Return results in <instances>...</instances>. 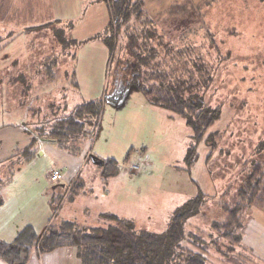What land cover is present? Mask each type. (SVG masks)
Here are the masks:
<instances>
[{
  "label": "rangeland",
  "instance_id": "rangeland-1",
  "mask_svg": "<svg viewBox=\"0 0 264 264\" xmlns=\"http://www.w3.org/2000/svg\"><path fill=\"white\" fill-rule=\"evenodd\" d=\"M134 1L142 3V15L117 31L109 28L105 0H0L1 178L10 179L0 187V223L18 232L30 227L39 238L53 222L97 226L95 215L107 208L110 191L142 170L137 186L128 182L126 205H113L117 217L132 220L136 231L162 234L176 209L201 194L204 203L184 230L203 239L207 264H264L246 237L229 251L212 231L248 176L264 168V0ZM183 2L190 4L184 16L166 13ZM142 29L202 52L216 69L205 102L219 106L221 116L198 143L191 167L185 160L191 128L151 106L132 83L138 56L156 42L150 36L127 50L128 33ZM91 100L101 102L98 121L88 126L94 137L68 149L79 164L65 188L49 182L51 168L65 171L55 156L12 158L37 137L42 126L34 123L68 117ZM91 156L115 160L117 175L105 181ZM244 217L245 229L253 220L264 222V203ZM217 240L221 244L213 246Z\"/></svg>",
  "mask_w": 264,
  "mask_h": 264
},
{
  "label": "trees",
  "instance_id": "trees-1",
  "mask_svg": "<svg viewBox=\"0 0 264 264\" xmlns=\"http://www.w3.org/2000/svg\"><path fill=\"white\" fill-rule=\"evenodd\" d=\"M105 1L111 14L110 29L120 31L118 28L122 25L127 27L132 19L142 15L141 2ZM186 5L190 4H174L166 13L184 16ZM137 10L138 13H135ZM150 36L155 37L156 42L150 48L145 47L149 46L146 44L145 56H138L132 70V83L152 105L179 116L191 128L193 144L189 146L185 159L191 167L195 162L198 143L221 116L219 106L209 107V103L205 102L216 69L208 63L202 52L194 53L189 45L183 48L171 41L167 42L156 31L150 35L148 29L130 31L127 50H132L137 41L140 43ZM142 66L145 68L142 69ZM100 111L101 102L92 101L77 106L68 117L32 123L42 126H37L39 130L34 132L37 136L34 139L56 141L68 151L76 142L84 143L94 137V131L91 133L88 126L98 121ZM33 147L34 143L31 142L12 158L30 161L37 154ZM2 164L0 160V187L10 180L1 178ZM102 167L105 179L116 176L119 171L115 160L104 161ZM255 169L239 189L238 201L223 207L226 218L212 225V231L218 233V238L230 244L227 248L229 251L234 246H241L247 210L256 202L264 203V168L259 165ZM203 199V195L199 194L177 208L170 217L167 231L162 234L136 231L132 220L121 219L113 214H104L97 226L85 228H78L70 221L60 225L53 222L40 238L32 228L26 227L11 243L0 240V259L7 264H27L35 252L45 254L59 248H74L81 264H207V257L200 250L203 248L200 245L203 239L199 235H187L184 230V223L197 215L204 203ZM188 237L195 240H188ZM219 244L221 241L213 242V246L218 247Z\"/></svg>",
  "mask_w": 264,
  "mask_h": 264
},
{
  "label": "crops",
  "instance_id": "crops-1",
  "mask_svg": "<svg viewBox=\"0 0 264 264\" xmlns=\"http://www.w3.org/2000/svg\"><path fill=\"white\" fill-rule=\"evenodd\" d=\"M167 1L169 2V5H170V3L175 1V0H167ZM182 1L183 0H180L178 2H182ZM184 1H186V0H184ZM93 83H95V82H93ZM91 84L92 83H90V85ZM92 101H97V100H91L88 102H92ZM141 103H142V101H141ZM148 103L155 108H158V109H161V110H164V111L170 113V115H169L170 118L175 117V115L171 114V112H169L165 109H162L160 107L154 106L149 101H148ZM121 105H123V104H121ZM185 125H186V123H185ZM31 142L34 143L33 149L40 156H42V157L49 156V155L53 156V157L55 156L57 159H60L63 162V163L60 162V163H62V168H65V171H68V172L64 171L63 172L65 175L64 180L61 183L53 185V186H54V188H62V189L65 188L66 183L71 182L72 179L74 178V177L72 178V175L74 174L73 169H75L78 166V164H79V163H77V162H79L78 159L73 157V156H69L68 151L66 149H62L61 147H59V144L56 141L46 140V139H37L36 140L34 138H31L30 143ZM85 143H86V141L83 143V146ZM178 143H179V140L177 141V145H178ZM180 144L184 145V147L186 146V143H184V142H180ZM84 150H86V149H84ZM52 169H58L59 170V168L54 167V168H51L50 171ZM132 177L135 179L132 178L131 181L124 179L123 182H119L115 186V188L113 189L112 192L110 191V194L108 197L109 201H107L108 202L107 208L105 206L106 209L105 208L103 209V211H104L103 213L99 212V213H97V215H95V218H94L95 221L101 222L102 221V215H104V214L115 215V213H114L115 209H113L112 207L116 203H123V205H126V200L128 201L127 196L130 194L129 189L127 188L129 186L128 182H130L131 185H136L138 182V179L143 177L142 170H135V173L132 174ZM108 179L104 178L105 181ZM72 183H71V185H72ZM184 198H186V197H184ZM3 205L4 204L2 201V204H0V219H1L2 215L4 214L3 211H1V209H2L1 207H3ZM66 219H70V218H66ZM68 221H70V220H68ZM1 224L2 223H0V240L8 242V243L15 241L16 237L20 233V232H18V229L16 227H12L11 224L8 226H2ZM87 225L88 226H86V227H89L90 224H87ZM244 237H246V240L248 241L249 244H251V246L253 245L252 247H250V249L259 251L260 252L259 256L264 258V255H262V253H264V222L253 220L252 224H250V225L248 224L246 226V229H245V232L243 235V239H244ZM243 239H242V241H243ZM235 247H238V246H235ZM210 262H211V260H210ZM207 263H208V259H207ZM0 264H7V263H5L4 261H2L0 259ZM27 264H81V261L77 256V251L71 250V248H59V249H56L52 252L45 253V254L35 252L32 254V256L29 259V261L27 262Z\"/></svg>",
  "mask_w": 264,
  "mask_h": 264
},
{
  "label": "built area",
  "instance_id": "built-area-1",
  "mask_svg": "<svg viewBox=\"0 0 264 264\" xmlns=\"http://www.w3.org/2000/svg\"><path fill=\"white\" fill-rule=\"evenodd\" d=\"M48 176H49V182L51 185H56V184L61 183L65 177L64 173L58 169H52Z\"/></svg>",
  "mask_w": 264,
  "mask_h": 264
},
{
  "label": "water",
  "instance_id": "water-1",
  "mask_svg": "<svg viewBox=\"0 0 264 264\" xmlns=\"http://www.w3.org/2000/svg\"><path fill=\"white\" fill-rule=\"evenodd\" d=\"M91 159L93 160V162L96 165L103 166V164H104V161H101V160L97 159L96 157L91 156Z\"/></svg>",
  "mask_w": 264,
  "mask_h": 264
}]
</instances>
